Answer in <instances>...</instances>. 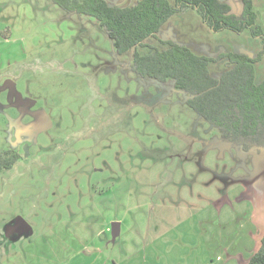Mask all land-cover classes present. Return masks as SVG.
Returning <instances> with one entry per match:
<instances>
[{
	"label": "rangeland",
	"instance_id": "1",
	"mask_svg": "<svg viewBox=\"0 0 264 264\" xmlns=\"http://www.w3.org/2000/svg\"><path fill=\"white\" fill-rule=\"evenodd\" d=\"M222 1L242 11L241 0ZM252 3L264 31V0ZM0 29V152L20 154L0 170V264H97L100 255L131 264L133 252L168 230L169 246L183 247L180 237L195 232L191 217L264 168V148L245 151L222 139L173 79L132 70L135 51L172 40L207 57L244 53L258 83L262 40L249 29L214 32L188 9L171 15L157 37L118 54L97 19L53 0H0ZM227 67V59L208 65L214 76ZM7 80L48 116L46 129L18 130ZM16 216L31 232L11 238L5 227Z\"/></svg>",
	"mask_w": 264,
	"mask_h": 264
},
{
	"label": "trees",
	"instance_id": "2",
	"mask_svg": "<svg viewBox=\"0 0 264 264\" xmlns=\"http://www.w3.org/2000/svg\"><path fill=\"white\" fill-rule=\"evenodd\" d=\"M53 1L67 12L97 19L118 54L144 45L147 37H157L171 15L194 9L214 32L228 29L240 33L249 29L262 40L257 58L264 57V31L256 25L252 0H241L239 14L232 13L229 4L222 0H138L125 6L112 5L106 0ZM160 41L163 49L149 45L150 53L134 52L132 70L142 78L161 82L173 79L175 88L189 95L187 105L215 125L222 139L245 151L263 149L264 79L254 81L253 60L241 52L207 57L172 40ZM217 59H227L228 67L221 75L214 76L208 65ZM19 157L12 149L0 152V170L12 167ZM247 264H264V231L259 248Z\"/></svg>",
	"mask_w": 264,
	"mask_h": 264
},
{
	"label": "crops",
	"instance_id": "3",
	"mask_svg": "<svg viewBox=\"0 0 264 264\" xmlns=\"http://www.w3.org/2000/svg\"><path fill=\"white\" fill-rule=\"evenodd\" d=\"M254 176L256 179L247 180L243 188L230 190L227 197L205 207L209 210L203 209L191 217L195 232H184L180 237L183 247L169 246L173 237L172 230H168L133 252L131 264H176L177 256H180L179 264H247L259 248L264 231V168ZM116 223L118 235L120 224ZM155 243L158 246L153 245ZM95 261L117 264L102 255L95 256ZM118 264L126 262L123 259Z\"/></svg>",
	"mask_w": 264,
	"mask_h": 264
},
{
	"label": "water",
	"instance_id": "4",
	"mask_svg": "<svg viewBox=\"0 0 264 264\" xmlns=\"http://www.w3.org/2000/svg\"><path fill=\"white\" fill-rule=\"evenodd\" d=\"M4 87H8L10 90L9 98L11 97V93L15 94L16 102H18L19 100L20 101H31V99H29V98L22 100V96L15 91L14 84L11 80H7L6 83L4 84ZM39 112H40V114H43V116L41 118L43 120V122L36 121L33 127L37 128L38 130H44L49 126L50 120H49L48 116L43 111H39ZM39 112H37V113L39 114ZM35 115L38 118V115L37 114H35ZM39 119H40V117H39ZM30 232H31V227L21 216H16L5 227L6 235H12V234L14 235L15 234L16 237H19L23 234H27ZM116 232H117V224H113V233H112L113 236L116 235Z\"/></svg>",
	"mask_w": 264,
	"mask_h": 264
},
{
	"label": "flooded vegetation",
	"instance_id": "5",
	"mask_svg": "<svg viewBox=\"0 0 264 264\" xmlns=\"http://www.w3.org/2000/svg\"><path fill=\"white\" fill-rule=\"evenodd\" d=\"M6 88H8V87H6ZM8 90H9V88H8ZM9 92H10V90H9ZM24 99H26V98L22 97V100H24ZM10 101H11L12 105L15 106L16 109L18 110V115L14 120L16 126L18 127V130L19 131L25 130L26 132L37 131L38 129L34 128L33 126H34L36 121L43 122V120L41 119L43 114H40V112H39L40 110L33 108V102H31V101H20V100H19L20 102L19 101L16 102V97H15V94H13V93H11ZM37 112H39V114ZM35 114L38 115V118ZM25 117H26V120L23 121V118H25ZM39 117H40V119H39ZM11 238H17V237L15 234L14 235L12 234Z\"/></svg>",
	"mask_w": 264,
	"mask_h": 264
}]
</instances>
